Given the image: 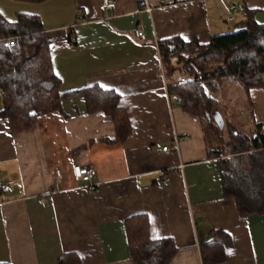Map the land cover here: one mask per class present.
Returning a JSON list of instances; mask_svg holds the SVG:
<instances>
[{
  "label": "crops",
  "instance_id": "0c3cea01",
  "mask_svg": "<svg viewBox=\"0 0 264 264\" xmlns=\"http://www.w3.org/2000/svg\"><path fill=\"white\" fill-rule=\"evenodd\" d=\"M111 1L115 8L101 13L102 0H0L10 22L17 13L40 18L62 92L92 85L112 90L131 131L124 142L105 143L115 139L112 120L87 114L80 98L62 102L65 116H38L20 133H10L0 118V184L6 186L0 191V263L58 264L72 254L81 264H133L128 228L145 218L150 239L174 242L168 264H203L199 245L215 232L231 239L219 264H264V215L241 217L234 200L223 196L212 154L219 135L168 94L167 86L182 76L167 77L158 49L172 38L207 45L237 29L244 10L264 24V0ZM137 29L145 40L135 37ZM235 83L220 84V135H227L224 124L232 126L234 116L243 118L236 129L244 134L241 125L251 136L258 129L264 134V88L243 91L244 104ZM246 106L250 115L242 116ZM175 137L178 152L163 153ZM73 165L95 170L96 192L74 179Z\"/></svg>",
  "mask_w": 264,
  "mask_h": 264
},
{
  "label": "trees",
  "instance_id": "16d2710c",
  "mask_svg": "<svg viewBox=\"0 0 264 264\" xmlns=\"http://www.w3.org/2000/svg\"><path fill=\"white\" fill-rule=\"evenodd\" d=\"M244 13L246 19L238 25L246 28L242 33L214 36L207 45L175 38L159 44L167 77L177 72L184 79L182 83H170L168 94L185 113L207 120L221 143L223 138L210 119L212 113L219 112L216 94L221 82L232 80L245 93L254 87L264 88V24L253 20L252 11L244 10ZM0 93V118L7 122L12 134L30 129L38 116L52 113L65 116L62 102L77 98L84 101L87 114H102L112 120L115 139L105 143L124 142L131 133L127 114L112 90L92 85L62 92L52 67L50 40L37 15L17 13L10 22L0 13ZM32 112L35 116H30ZM224 125L228 153L224 154L220 148L212 152L217 157L222 194L234 200L241 217L264 215V134L258 129L254 135L247 136L233 126ZM139 219L128 228L131 261L168 264L177 251L174 242L169 238L150 239L148 222ZM230 246L231 239L226 233H213L199 245L202 263H222L225 249ZM58 264L81 263L78 257L65 254Z\"/></svg>",
  "mask_w": 264,
  "mask_h": 264
},
{
  "label": "built area",
  "instance_id": "2783aa9c",
  "mask_svg": "<svg viewBox=\"0 0 264 264\" xmlns=\"http://www.w3.org/2000/svg\"><path fill=\"white\" fill-rule=\"evenodd\" d=\"M114 8H115V2H113L111 0H102L101 4L98 6V10L101 13H106L110 10H113ZM230 10H234V8L232 7V8H230ZM146 11L149 12L150 9L146 8ZM134 35L136 38H138L140 40H145V36L140 29L135 30ZM7 44L9 45V42ZM170 47L173 48L172 45ZM178 82L182 83V82H184V79L181 78ZM178 105L180 106L179 103H178ZM180 140H181L180 138L175 137L174 138V144L170 148L163 147L161 151L163 153L178 152ZM72 174H73L74 179L78 182L83 183L84 187L90 193L96 192V190H97V184L95 183V175L96 174H95V170L93 168L88 167V166L73 165L72 166ZM55 177H56V181L58 183L59 177H60L59 171H56ZM160 184L162 187H166L168 185L167 178L165 176H163L161 178ZM4 190H6V186L4 184H0V191H4Z\"/></svg>",
  "mask_w": 264,
  "mask_h": 264
},
{
  "label": "rangeland",
  "instance_id": "374dc122",
  "mask_svg": "<svg viewBox=\"0 0 264 264\" xmlns=\"http://www.w3.org/2000/svg\"><path fill=\"white\" fill-rule=\"evenodd\" d=\"M236 84V83H235ZM239 86V85H238ZM221 91V90H220ZM220 91L219 92H217V94H216V99L218 98L219 99V96H220ZM242 95H241V101L245 104V97H244V93H243V90H242V93H241ZM238 95H236V97H237ZM240 100V99H239ZM241 101H238L237 103L238 104H240V105H238V107H235V109H237L238 111L240 110V109H242L241 107ZM220 104V103H219ZM241 106V107H240ZM230 116H234V109L233 108H231L230 109ZM244 114L242 115V116H248V114L250 115V109H249V107L248 106H246V110H244V112H243ZM240 116V115H239ZM236 119L234 120V118L232 119V121L230 122V124L236 129V126L238 125V123L239 124H241V123H244V121H243V118H241V117H237V116H234ZM241 127H243L244 129H245V131H247L246 133H248V135L247 136H251V133L248 131V129L247 128H245V126H242L241 125ZM236 130H238V129H236ZM239 132H242V133H245L244 132V130L242 131L241 129L240 130H238ZM221 132V131H220ZM223 133V132H222ZM220 134V133H219ZM227 141V135L226 136H224L223 137V142L222 143H220L219 145H218V148H220V150L224 153V154H227L228 153V148L226 147V145H227V143L228 142H226ZM217 147V145L214 147V148H216Z\"/></svg>",
  "mask_w": 264,
  "mask_h": 264
},
{
  "label": "water",
  "instance_id": "95a60500",
  "mask_svg": "<svg viewBox=\"0 0 264 264\" xmlns=\"http://www.w3.org/2000/svg\"><path fill=\"white\" fill-rule=\"evenodd\" d=\"M246 30V28H237L233 31V33L238 34V33H242ZM30 116H35V113H30ZM211 118L213 120V122L215 123V125L217 126V128L219 130H221L223 128V120L222 117L220 115L219 112H214L211 115Z\"/></svg>",
  "mask_w": 264,
  "mask_h": 264
}]
</instances>
